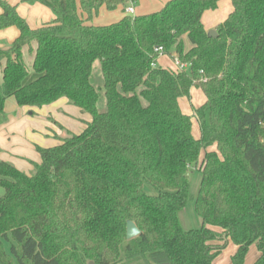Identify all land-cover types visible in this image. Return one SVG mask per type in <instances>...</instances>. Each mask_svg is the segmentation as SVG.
I'll use <instances>...</instances> for the list:
<instances>
[{
    "label": "trees",
    "instance_id": "obj_1",
    "mask_svg": "<svg viewBox=\"0 0 264 264\" xmlns=\"http://www.w3.org/2000/svg\"><path fill=\"white\" fill-rule=\"evenodd\" d=\"M21 1L54 19L31 28L0 0V30H19L0 48V125L11 98H66L91 121L36 146L28 175L0 161V264H213L229 242L231 264L252 244L264 264V0H231L214 37L201 17L220 0H168L106 25L91 23L101 8L139 0ZM161 55L188 66L162 67ZM193 87L205 101L187 115L179 99ZM190 169L201 226L185 230ZM127 221L140 230L129 240Z\"/></svg>",
    "mask_w": 264,
    "mask_h": 264
},
{
    "label": "crops",
    "instance_id": "obj_2",
    "mask_svg": "<svg viewBox=\"0 0 264 264\" xmlns=\"http://www.w3.org/2000/svg\"><path fill=\"white\" fill-rule=\"evenodd\" d=\"M1 1L15 6L18 15L31 28H37L43 23L54 19L48 20L51 16L48 8L39 3L28 4L21 0ZM119 8H122L123 14L116 12L114 19L122 18L124 14H127L124 6H119L114 11H117ZM232 9L231 0H220L216 9L205 11L201 17L205 30L207 32L215 30L217 25L228 17ZM2 12V8L0 7V14ZM109 12L111 11L101 8L99 14ZM134 12L135 9L133 8V14ZM109 19L111 20L112 18ZM93 21L95 19L91 23ZM18 35L19 30L15 26L1 29L0 48L10 45ZM184 40L186 39L184 38ZM162 58H166V61H162ZM160 59L162 61H160L161 64L159 63ZM157 60V63L162 67H173L172 59L167 55H161ZM193 100L195 102L194 106L191 103ZM204 101L205 96L202 91L193 87L190 89L189 99L185 97L179 99V106L184 114L190 115L193 112L191 108L200 106ZM5 107L8 112V120L0 125V161L11 163L16 169L27 175L32 172L33 164L40 163L41 161V157L36 151V146L43 148L54 146L58 144V139L63 137L65 132L80 133L85 128L86 123L91 121L89 114L82 113L79 108L70 104L66 98L58 99L40 108L19 107L8 99ZM9 107L10 111L8 110ZM196 124L198 125L197 121ZM231 245L232 251L235 252L236 246L233 243ZM220 264H227V262L222 260Z\"/></svg>",
    "mask_w": 264,
    "mask_h": 264
},
{
    "label": "rangeland",
    "instance_id": "obj_3",
    "mask_svg": "<svg viewBox=\"0 0 264 264\" xmlns=\"http://www.w3.org/2000/svg\"><path fill=\"white\" fill-rule=\"evenodd\" d=\"M165 1H167V0H139L135 5H133L131 3L125 4L124 8L125 9H129L131 7L134 8L135 12L133 15H136L137 13L138 14H144V13H149L151 11L159 10L165 4ZM48 10H49V13L51 15L48 20H51L54 18V15L49 8H48ZM116 12L123 14L122 8H119L117 11H111V12L106 13V14H98V16L94 18L95 21H93V24L94 25H106V24H110V23H113V22L120 20L121 18H115L114 19ZM109 18H112V19L110 20ZM186 42L187 41L185 40V43ZM164 60L166 61V58H162V61H164ZM160 61H161V59L159 60V63H160ZM99 72H100V65L96 61L94 63V67H93V74L98 75ZM10 100L15 105L14 99L11 98ZM191 103L193 104V106L195 105L194 100L191 101ZM188 104H189V102H188ZM189 108H190V106H189ZM191 109H193V108H191ZM8 110L10 111V107L8 108ZM190 115H192V113H190ZM191 130H192L193 136L195 138H198L199 137V125L196 124V120L194 118H192V129ZM66 133L67 132H65V134ZM188 179H189V184H190L189 193H190L192 198L188 201L187 205L182 210H180L178 213L179 223H180L181 227L185 230L196 229V228H199L201 226V220L197 216V214L195 213V210H194V200H193V198L196 196L198 188H199L200 174L197 171H195L194 169H190L188 171ZM147 191L149 193H155V190L151 187H147ZM2 194H3V190L0 188V196ZM233 253L234 252L232 251V245H231V243H228L227 246L225 247V249L221 252V254L215 259L214 264H220V262H222V260L223 261L225 260V262H227V264H231L230 263V257ZM258 255H259V252L257 251L256 246L254 244H252L248 249V252H247V255L245 258V263L246 264H252Z\"/></svg>",
    "mask_w": 264,
    "mask_h": 264
},
{
    "label": "water",
    "instance_id": "obj_4",
    "mask_svg": "<svg viewBox=\"0 0 264 264\" xmlns=\"http://www.w3.org/2000/svg\"><path fill=\"white\" fill-rule=\"evenodd\" d=\"M208 36L214 37L216 36V31L215 30H209ZM140 234V230L137 228V226L134 224L132 221H127L126 223V238L132 239ZM89 264H93V262H90Z\"/></svg>",
    "mask_w": 264,
    "mask_h": 264
},
{
    "label": "built area",
    "instance_id": "obj_5",
    "mask_svg": "<svg viewBox=\"0 0 264 264\" xmlns=\"http://www.w3.org/2000/svg\"><path fill=\"white\" fill-rule=\"evenodd\" d=\"M126 12L128 14H133V8H129V9H126ZM172 65L173 67L171 68L172 70L174 71H181V70H184L186 69V67L188 66L186 63H182L178 58L176 57H172Z\"/></svg>",
    "mask_w": 264,
    "mask_h": 264
}]
</instances>
